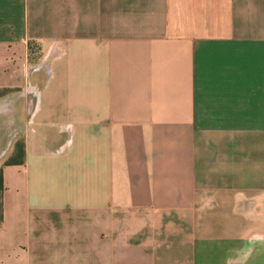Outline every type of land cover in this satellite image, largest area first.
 I'll list each match as a JSON object with an SVG mask.
<instances>
[{
  "label": "crops",
  "instance_id": "crops-1",
  "mask_svg": "<svg viewBox=\"0 0 264 264\" xmlns=\"http://www.w3.org/2000/svg\"><path fill=\"white\" fill-rule=\"evenodd\" d=\"M1 160L0 264H264V0H0Z\"/></svg>",
  "mask_w": 264,
  "mask_h": 264
},
{
  "label": "rangeland",
  "instance_id": "rangeland-1",
  "mask_svg": "<svg viewBox=\"0 0 264 264\" xmlns=\"http://www.w3.org/2000/svg\"><path fill=\"white\" fill-rule=\"evenodd\" d=\"M35 48H36V47H35ZM17 148H18V150H19V147H18V146H17ZM12 157H14L13 154H9V155L5 156L3 159H4V160H8V159H10V158H12ZM0 164H2V160H1Z\"/></svg>",
  "mask_w": 264,
  "mask_h": 264
},
{
  "label": "trees",
  "instance_id": "trees-1",
  "mask_svg": "<svg viewBox=\"0 0 264 264\" xmlns=\"http://www.w3.org/2000/svg\"><path fill=\"white\" fill-rule=\"evenodd\" d=\"M0 183H1V175H0Z\"/></svg>",
  "mask_w": 264,
  "mask_h": 264
}]
</instances>
